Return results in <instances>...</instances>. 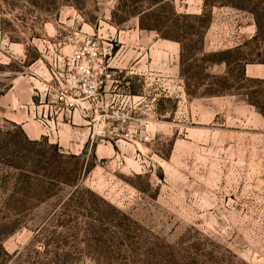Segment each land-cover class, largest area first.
<instances>
[{
	"label": "rangeland",
	"instance_id": "obj_1",
	"mask_svg": "<svg viewBox=\"0 0 264 264\" xmlns=\"http://www.w3.org/2000/svg\"><path fill=\"white\" fill-rule=\"evenodd\" d=\"M139 1L0 0V264H264V94L161 38L204 0ZM211 14L204 55L256 35Z\"/></svg>",
	"mask_w": 264,
	"mask_h": 264
},
{
	"label": "trees",
	"instance_id": "obj_2",
	"mask_svg": "<svg viewBox=\"0 0 264 264\" xmlns=\"http://www.w3.org/2000/svg\"><path fill=\"white\" fill-rule=\"evenodd\" d=\"M144 0H140L142 2ZM160 2H165L164 0H160ZM136 5H138L136 3ZM152 6L148 9H144L143 6L136 8L132 13L134 16L140 19V28L142 30L157 32L151 26H147L144 21L150 18L156 17L158 9L155 8L153 10ZM138 7V6H137ZM214 7H229L234 10L248 13L252 15L255 26H256V35L252 39L251 43L248 45H244L234 50H226L219 53H211V54H203L204 49L199 50L195 48V45L199 44L192 40L195 37H201L207 30L208 26L212 21L211 9ZM157 9V10H156ZM156 11V12H155ZM169 16L171 17L172 25L169 32L161 34V38L167 41L176 42L181 46V64L184 65L186 63L187 56L194 59L198 55H203L202 61L205 63L210 62L214 66H224L226 68V73L223 75H215L211 76L210 79H213L217 84L218 89L208 88L207 96H221L230 89L227 86L229 81L228 77L233 74V70H238V76L235 79V85H254V88H251L255 91L254 94H264V80H256L250 79L246 75V68L252 65H264V48L258 46V44L264 45V4L263 0H204V10L203 13L199 16H189L183 14H177L175 9L171 7L168 11ZM169 20V19H168ZM170 21L168 23H170ZM204 30V32H202ZM189 41L190 44L186 45V42ZM193 44V45H191ZM254 46V51L249 52L250 54H246L244 49L249 48L250 46ZM263 52V53H262ZM212 59H216L212 62ZM209 78V77H207ZM242 88V87H241ZM239 91L240 88H237ZM249 94V99H252Z\"/></svg>",
	"mask_w": 264,
	"mask_h": 264
},
{
	"label": "crops",
	"instance_id": "obj_3",
	"mask_svg": "<svg viewBox=\"0 0 264 264\" xmlns=\"http://www.w3.org/2000/svg\"><path fill=\"white\" fill-rule=\"evenodd\" d=\"M248 68H253V66H251V67H248ZM248 68H247V71H248Z\"/></svg>",
	"mask_w": 264,
	"mask_h": 264
}]
</instances>
